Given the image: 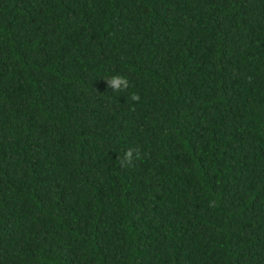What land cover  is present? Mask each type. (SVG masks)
Returning <instances> with one entry per match:
<instances>
[{
  "label": "trees",
  "instance_id": "1",
  "mask_svg": "<svg viewBox=\"0 0 264 264\" xmlns=\"http://www.w3.org/2000/svg\"><path fill=\"white\" fill-rule=\"evenodd\" d=\"M0 264H264V0H0Z\"/></svg>",
  "mask_w": 264,
  "mask_h": 264
},
{
  "label": "clouds",
  "instance_id": "2",
  "mask_svg": "<svg viewBox=\"0 0 264 264\" xmlns=\"http://www.w3.org/2000/svg\"><path fill=\"white\" fill-rule=\"evenodd\" d=\"M108 86L114 90V92L125 91L129 87V80L121 75H115L108 79H106ZM130 99L134 102H138L140 100V96L138 94H133L130 96ZM140 151L139 149L132 148L127 150L123 157L118 158V163L121 167H127L134 164V160L140 159Z\"/></svg>",
  "mask_w": 264,
  "mask_h": 264
}]
</instances>
